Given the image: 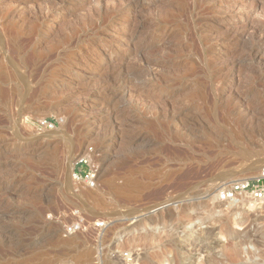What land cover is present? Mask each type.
Here are the masks:
<instances>
[{"label":"rangeland","instance_id":"1","mask_svg":"<svg viewBox=\"0 0 264 264\" xmlns=\"http://www.w3.org/2000/svg\"><path fill=\"white\" fill-rule=\"evenodd\" d=\"M263 167L264 0H0V264H264Z\"/></svg>","mask_w":264,"mask_h":264},{"label":"built area","instance_id":"2","mask_svg":"<svg viewBox=\"0 0 264 264\" xmlns=\"http://www.w3.org/2000/svg\"><path fill=\"white\" fill-rule=\"evenodd\" d=\"M43 125L49 128L53 127V124L47 122H44ZM84 152L93 153L91 149H87ZM90 164V159L85 156L78 159L75 162V166L78 165L79 167H75L72 170V179L78 182H84L89 187L95 186L97 184V170ZM240 192H250L255 198L264 201V170L257 178L249 179L244 182H229V184L225 186L224 191L221 194V198H231L234 194ZM96 226L98 228L102 227L103 222H96ZM72 229L74 230V226H72Z\"/></svg>","mask_w":264,"mask_h":264},{"label":"bare ground","instance_id":"3","mask_svg":"<svg viewBox=\"0 0 264 264\" xmlns=\"http://www.w3.org/2000/svg\"><path fill=\"white\" fill-rule=\"evenodd\" d=\"M260 53V51H259V46L257 45V46H252V47H250V48H248V49H244L242 52H241V55L243 56V57H246L247 55H249V56H253V57H255L256 55H258ZM256 125V124H255ZM79 143L80 142H75V143H73V142H71V141H69V144H68V150L69 151H73V149H74V147H76L77 145H79ZM87 157V158H89L90 159V161H92L93 160V155L91 154V153H88V152H83L82 154H80L79 156H78V158H76L75 160L77 161L78 159H80V158H83V157ZM74 160V161H75ZM74 163V162H73ZM259 168H260V166H258ZM262 167V166H261ZM258 170V169H257ZM264 170V167L263 168H261V169H259L258 170V173H256V174H258V176H260L261 174H262V171ZM256 171V170H255ZM233 182H235V181H233ZM240 182H242V181H240ZM232 183V182H231ZM105 184V183H104ZM1 185V184H0ZM108 187V186H107ZM96 191V190H95ZM97 192H98V190H97ZM100 192V191H99ZM82 194L84 195V196H86V198H88V199H91V200H93L95 203H97L99 206H102V207H105L106 205H105V203H104V201H102L101 199L102 198H100L99 197V195H98V193H95V192H92V191H85V192H82ZM103 195V194H102ZM231 202V201H230ZM249 202V201H248ZM252 203H254L253 201H252ZM246 204V203H245ZM253 206H254V204H252ZM264 210V209H263ZM262 212V211H261ZM237 250V249H236ZM236 250H234L233 249V254L230 256V259H229V263L230 264H238V251H236ZM67 262H63V263H60V264H66ZM212 264H219V262H213Z\"/></svg>","mask_w":264,"mask_h":264}]
</instances>
